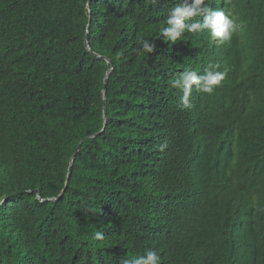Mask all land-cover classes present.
Here are the masks:
<instances>
[{
	"label": "trees",
	"instance_id": "1",
	"mask_svg": "<svg viewBox=\"0 0 264 264\" xmlns=\"http://www.w3.org/2000/svg\"><path fill=\"white\" fill-rule=\"evenodd\" d=\"M179 2L0 0V264H264V0H211L224 43L164 39Z\"/></svg>",
	"mask_w": 264,
	"mask_h": 264
},
{
	"label": "clouds",
	"instance_id": "2",
	"mask_svg": "<svg viewBox=\"0 0 264 264\" xmlns=\"http://www.w3.org/2000/svg\"><path fill=\"white\" fill-rule=\"evenodd\" d=\"M211 0H180L172 7L166 17V27L162 29V37L170 42H176L182 34L200 33L207 30L213 40L219 38L221 43L230 42L234 33L242 30V25L233 16L232 12L221 8L210 7ZM203 16V20L188 23L194 17ZM142 51L151 53L156 45L154 40L141 39ZM218 64H210L203 74L197 75L196 71L185 68L173 81L172 86L181 91L180 103L183 108L191 107L190 96L193 86L198 92L211 94L225 78V72L218 71ZM103 233L97 232L94 239H102ZM121 264H162L158 251L146 248L144 253L132 258H124Z\"/></svg>",
	"mask_w": 264,
	"mask_h": 264
},
{
	"label": "water",
	"instance_id": "3",
	"mask_svg": "<svg viewBox=\"0 0 264 264\" xmlns=\"http://www.w3.org/2000/svg\"><path fill=\"white\" fill-rule=\"evenodd\" d=\"M105 116H106V108H105ZM102 131H104V130H102ZM101 133H102V132L98 133L97 135H99V134H101ZM80 146H81V144L79 145L78 150L80 149ZM76 155H77V153L73 156L72 163H73V161H74Z\"/></svg>",
	"mask_w": 264,
	"mask_h": 264
}]
</instances>
